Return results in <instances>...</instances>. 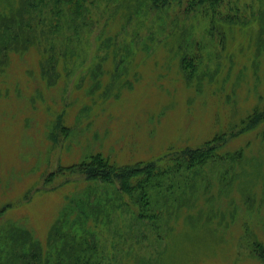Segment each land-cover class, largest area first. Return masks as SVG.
<instances>
[{"label":"rangeland","instance_id":"rangeland-1","mask_svg":"<svg viewBox=\"0 0 264 264\" xmlns=\"http://www.w3.org/2000/svg\"><path fill=\"white\" fill-rule=\"evenodd\" d=\"M14 1L0 0V12ZM44 1L24 21L28 45L0 68V264L25 244L29 264H44L55 227L76 216L72 199L101 208L114 198L130 205L84 216L89 228L100 222L104 264H264V0H225L215 29L185 6L84 0L82 36ZM186 44L192 79L181 71ZM255 110L259 120L242 126ZM209 149L200 167H180L186 150ZM96 154L115 165L112 183L81 166ZM151 164L156 230L120 181Z\"/></svg>","mask_w":264,"mask_h":264},{"label":"trees","instance_id":"trees-1","mask_svg":"<svg viewBox=\"0 0 264 264\" xmlns=\"http://www.w3.org/2000/svg\"><path fill=\"white\" fill-rule=\"evenodd\" d=\"M86 1V0H85ZM120 5L130 2V0H116ZM140 2L141 0H131ZM143 3H150L153 8L157 10H165L172 7V5H177L179 7L185 6V14L190 15L192 13L202 14L205 17L209 18L210 26L215 29L216 22L212 20L214 14L219 15L221 13L219 11L220 7L224 4L225 0H142ZM84 0H56V5L53 7V14L57 15L60 19H64L69 24V30H74L75 35L82 36L83 30L86 27V18L83 16V12L85 9ZM142 2L139 3V6ZM142 3V4H143ZM11 5H7L3 12H0V68L4 66L2 60L9 56V53L12 51H18V46L28 45L29 39L25 38L23 35L27 28L24 26V21L26 20V16L29 17L33 15L37 10L43 9L47 3L44 0H15L10 3ZM43 4V7L40 6ZM209 15H212L209 17ZM63 17V18H62ZM211 19V20H210ZM29 20H26L28 23ZM83 22L84 26L80 27V24L77 25V22ZM215 22V24H214ZM232 23V21H228ZM212 29H209V32H212ZM67 31V29H65ZM22 37H21V36ZM78 39L79 37H74ZM81 39V37L79 38ZM72 40V39H71ZM188 42V41H187ZM189 44V43H188ZM188 44L185 45L187 48H183L182 53V64L181 71L188 74V77L192 79L193 76H198V73H194L197 69V66H192L190 63L191 51H188ZM263 47V45L261 46ZM125 62V61H122ZM190 75V76H189ZM264 111V109H263ZM260 110H255L253 114L250 115L243 123L242 126L247 125L251 127L254 124L255 119H258L260 115L264 112ZM261 112V113H260ZM263 112V113H262ZM259 120V119H258ZM212 149L207 150L204 153V150L201 151H185L183 153L182 159H180L181 166L188 165V168L200 167L203 163L200 162V159H206L211 157V154L214 156ZM210 155H209V154ZM81 166L85 168L93 169L94 175L93 179L97 180V178H102V183H112L111 180V171L115 169V165H113L110 159L103 157L101 154H96L90 156L87 161L81 164ZM151 164V168H145L143 171H140V165L134 170H129L126 172V177H121V185L123 188V192L132 198H134V194H136V201L133 202L134 206L138 209L132 208V212L136 217L144 218L146 220H150L149 226L152 230L159 229L162 227L163 220L158 218L156 215L151 214V206L148 200H145L147 197V190L150 188L153 178L156 177L154 175V166ZM127 169V168H125ZM118 170V169H116ZM128 170V169H127ZM131 171V172H130ZM166 173V172H165ZM133 174V175H132ZM161 175V173L159 174ZM136 176V177H135ZM133 177V178H132ZM135 177V178H134ZM136 181H135V180ZM134 180V181H132ZM133 182V183H132ZM140 193V194H138ZM139 196V197H138ZM71 198V197H70ZM120 200V201H119ZM81 199L79 201H75L72 199L70 201L69 206L66 208L67 211L74 212L76 216L69 220L61 219L60 223L55 227V236L54 237V245H58L57 250L55 252H43L42 258H44V264H104L106 261V255L104 251L101 249L99 252V243L97 241L96 236V228L100 224L97 219L91 220L93 224L92 228H89L86 223L84 216L89 211L95 209V211L101 209L102 212H110L112 208V203L117 204V207L123 208L124 204L120 198H114L108 204L103 203V207L99 208L100 205L96 206L95 203H91V201H86L85 204L81 207ZM82 211H78V209ZM83 208V209H82ZM129 209V208H128ZM78 211V212H76ZM94 211V210H93ZM137 212V213H136ZM147 212V213H146ZM147 217H144L146 214ZM83 216V217H82ZM63 217V216H62ZM90 219L91 217H87ZM166 220V219H165ZM94 221V222H93ZM104 223V222H103ZM60 224V226H59ZM16 230V229H15ZM11 235L15 234L13 231H8ZM28 233V231H27ZM30 233V232H29ZM10 237V235L8 234ZM33 241H37L32 234H30ZM4 236L3 243L4 251L2 254H11L14 244L9 243ZM255 252L259 260L264 262V242L255 241ZM27 249V250H26ZM20 255L10 261L7 264H29L28 257L24 255H30L32 253L30 247H26L22 245ZM27 251V252H26ZM24 254V255H23ZM32 255V254H31ZM54 257L53 259L51 258ZM7 256H5L6 258ZM6 258V260H9Z\"/></svg>","mask_w":264,"mask_h":264}]
</instances>
